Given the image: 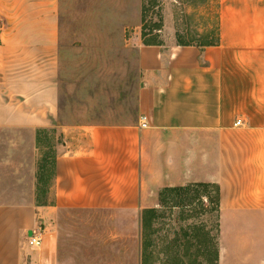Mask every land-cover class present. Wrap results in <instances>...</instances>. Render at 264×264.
<instances>
[{"label":"crops","instance_id":"0c3cea01","mask_svg":"<svg viewBox=\"0 0 264 264\" xmlns=\"http://www.w3.org/2000/svg\"><path fill=\"white\" fill-rule=\"evenodd\" d=\"M219 1V45H139V122L71 127L59 123V0H0L2 68L15 66L0 126L30 134L12 148L14 191L0 194V264H60L63 210L140 213L163 189L195 183L220 190L219 264H264V0ZM44 130L58 146L38 200ZM39 228L42 245L29 247Z\"/></svg>","mask_w":264,"mask_h":264},{"label":"rangeland","instance_id":"374dc122","mask_svg":"<svg viewBox=\"0 0 264 264\" xmlns=\"http://www.w3.org/2000/svg\"><path fill=\"white\" fill-rule=\"evenodd\" d=\"M59 5V123L84 127L139 122L137 95L143 78L137 59L138 47L145 43V7L147 43L175 38L177 43L202 45L215 38L220 1L59 0ZM4 63L0 59V97L3 82L15 76L14 64L8 72ZM5 97L0 98V115ZM24 132L28 131L0 126V194L14 191L9 162L20 156L15 147L29 143L30 134ZM57 136L53 130L37 132L40 163L46 160L42 170L39 164L38 200L40 194L47 196L54 181ZM185 189L182 195L163 189L158 204L149 203L140 213L61 211L59 263L219 264L217 190L214 186ZM147 211L155 213L144 222Z\"/></svg>","mask_w":264,"mask_h":264},{"label":"trees","instance_id":"16d2710c","mask_svg":"<svg viewBox=\"0 0 264 264\" xmlns=\"http://www.w3.org/2000/svg\"><path fill=\"white\" fill-rule=\"evenodd\" d=\"M146 12H147V9H146V7H145V12H143V26H142V28H143V40L145 41V45H161L160 43H154V44H152V43H147L146 42V36H147V31L150 29V28H148V26H147V24H146V22H147V15H146ZM216 31H215V33H216V35H215V38H213V39H211L209 42H207V43H205V44H202V45H197V46H199V47H205V46H217V45H219V43H220V33H219V16L217 15V23H216ZM151 30L152 31H155L156 30V28H151ZM158 30H161V29H158ZM178 45L179 46H191V45H195V44H190V43H182L181 41H179V43H178ZM45 158H44V160L42 159V161H41V163H40V170H42V168L44 167L43 166V164L45 163ZM54 167H55V161H54ZM42 175H40V180H41V183H40V190H41V193H43V183H42V177H41ZM190 187H199V186H214L215 188H216V190H217V202H216V205H217V208H216V212L217 213H219V204H220V190H219V187L218 186H216V185H212V184H204V183H201V184H192V185H189ZM184 190L186 191V189H185V187H175V188H165L164 190H163V192L164 191H172V193H177V192H180V194L182 195V194H184L183 192H184ZM180 195V196H181ZM155 212L153 211L152 213H151V211H147L146 212V214H145V218H144V222H146L147 220H148V218L150 219V217H152V215L151 214H154ZM218 254V253H217Z\"/></svg>","mask_w":264,"mask_h":264},{"label":"built area","instance_id":"2783aa9c","mask_svg":"<svg viewBox=\"0 0 264 264\" xmlns=\"http://www.w3.org/2000/svg\"><path fill=\"white\" fill-rule=\"evenodd\" d=\"M148 118L145 116H142L140 118V127L143 129L148 128ZM242 124V121L239 120L235 125L239 126ZM43 242V231L42 229H38L37 231L33 232L31 235H27V245L29 247H40Z\"/></svg>","mask_w":264,"mask_h":264}]
</instances>
